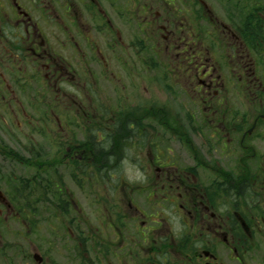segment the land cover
Listing matches in <instances>:
<instances>
[{
    "label": "flooded vegetation",
    "instance_id": "flooded-vegetation-1",
    "mask_svg": "<svg viewBox=\"0 0 264 264\" xmlns=\"http://www.w3.org/2000/svg\"><path fill=\"white\" fill-rule=\"evenodd\" d=\"M0 264H264V0H0Z\"/></svg>",
    "mask_w": 264,
    "mask_h": 264
},
{
    "label": "rangeland",
    "instance_id": "rangeland-1",
    "mask_svg": "<svg viewBox=\"0 0 264 264\" xmlns=\"http://www.w3.org/2000/svg\"><path fill=\"white\" fill-rule=\"evenodd\" d=\"M167 144L172 148L171 143H167ZM55 215L58 216L57 214H55ZM56 216L52 215V217H51V230L52 231L57 229V227L59 225L58 221L54 219V218L57 219ZM54 243H55V244H53L54 248L51 250V252L53 253V254L51 253V257L54 258L57 261H60L61 258L59 257V255H60L59 251H61L62 248L59 249V243L57 242V240L54 241Z\"/></svg>",
    "mask_w": 264,
    "mask_h": 264
}]
</instances>
